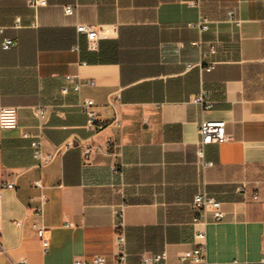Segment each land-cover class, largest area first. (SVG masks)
<instances>
[{
  "label": "crops",
  "instance_id": "obj_1",
  "mask_svg": "<svg viewBox=\"0 0 264 264\" xmlns=\"http://www.w3.org/2000/svg\"><path fill=\"white\" fill-rule=\"evenodd\" d=\"M46 1L31 9L0 0V44L17 43L0 49V107L18 117L16 129H0V264H118L121 207L129 264L164 252L179 264L197 231L206 232L205 264H264V0ZM201 18L206 33L191 27ZM81 25L100 32L89 39ZM200 41L216 45L211 72L199 67ZM69 76L82 88L63 94ZM203 90L211 110L192 102ZM84 99L95 101L104 130L87 127ZM219 121L227 141L200 159L199 127ZM24 133L39 136L45 153L74 147L41 168ZM200 193L222 204L223 222L195 225ZM34 226L46 230L47 254Z\"/></svg>",
  "mask_w": 264,
  "mask_h": 264
},
{
  "label": "built area",
  "instance_id": "obj_2",
  "mask_svg": "<svg viewBox=\"0 0 264 264\" xmlns=\"http://www.w3.org/2000/svg\"><path fill=\"white\" fill-rule=\"evenodd\" d=\"M28 5L31 9H38L40 7H45L47 5L46 0H29ZM75 7L67 6L65 8V14L67 16H72L75 14ZM230 21L234 20V13L230 11L228 13ZM239 24V22H236ZM209 21L206 18H201L200 21L191 25V27L199 30L200 33H206L209 31ZM79 33L85 34L89 39L95 37L100 32V27L98 26H86L81 25L77 27ZM3 32L0 30V34ZM204 42L193 43L194 47H199L203 53L204 63L200 64L199 67L205 72H211L215 69L216 63L211 61V57L217 54V48L215 44H210L208 49H204ZM17 47V43L11 39H6L0 44V49L2 51H9ZM264 60V59H263ZM191 66H188L190 69ZM67 85L62 89L63 94H67L70 89L74 92H79L82 85L78 81V77L69 76L66 78ZM193 104L200 106L203 110H211L213 108V102L210 99L209 93L206 90L200 92L198 96L193 99ZM79 109L87 117V127L89 129H94L95 131H102L106 128L104 120L95 111L96 103L93 99H84L79 105ZM115 109V106L112 105ZM35 117L40 121L44 122L49 114L48 108L39 106L33 109ZM118 126L120 125L119 119L116 116L114 121ZM18 127V117L17 110L12 108H2L0 107V129L2 130H12ZM199 147H198V157L200 159L204 158V150L210 145H219L227 141L226 134V123L219 122H204L199 127ZM23 138L30 141V146L33 152V158L36 161L38 167H48L54 163L57 157L69 149L74 147L73 142H67L60 147H58L52 153H45L42 145L41 138L39 136H34L29 133H24ZM204 167H212L213 163H203ZM6 188L10 190L16 189V181L6 183ZM255 201L259 200V196L255 195L253 197ZM43 204L41 207V213L43 214L44 202L46 196L42 197ZM193 207L197 212V216L194 219L195 225H202L203 227L209 224L221 223L225 219V213L222 210V204L210 197L207 193H200L194 197ZM115 218V228L117 230L115 235V244L119 250V263L118 264H129L127 261V251H126V235H125V208L121 207L114 211ZM15 225L19 228L22 227L23 221H17ZM37 231V236L41 244V248L44 254H47L50 250V239L47 237V233L44 227L34 226ZM206 232L197 231L195 234L194 248L189 251L179 255V264H205L207 260V242H206ZM168 260V254L166 252L151 256L143 255L138 264H166ZM21 264H27L23 261ZM75 264H108V260L103 256H95L88 261H77Z\"/></svg>",
  "mask_w": 264,
  "mask_h": 264
}]
</instances>
